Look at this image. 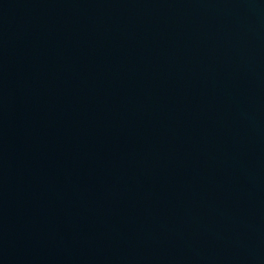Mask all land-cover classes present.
Here are the masks:
<instances>
[{
  "label": "water",
  "instance_id": "1",
  "mask_svg": "<svg viewBox=\"0 0 264 264\" xmlns=\"http://www.w3.org/2000/svg\"><path fill=\"white\" fill-rule=\"evenodd\" d=\"M0 264H264V0H0Z\"/></svg>",
  "mask_w": 264,
  "mask_h": 264
}]
</instances>
